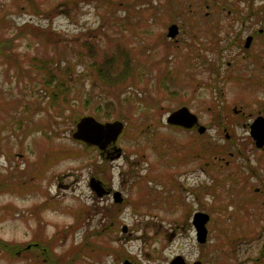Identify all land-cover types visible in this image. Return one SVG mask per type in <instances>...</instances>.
Returning <instances> with one entry per match:
<instances>
[{
    "label": "rangeland",
    "instance_id": "obj_1",
    "mask_svg": "<svg viewBox=\"0 0 264 264\" xmlns=\"http://www.w3.org/2000/svg\"><path fill=\"white\" fill-rule=\"evenodd\" d=\"M251 1L255 6L264 3L0 0V264H41L44 256L76 246L81 253L76 256L84 257L75 264H121L124 259L169 264L176 255L190 262L201 251L204 264H220L224 256L213 246L238 239L248 241L240 248L244 264H264V205L255 198L262 195L255 188H261V181L264 186V149L251 147L250 119L245 115V104L264 98L263 90L250 91L241 65L229 72L219 65L215 73L213 53L205 49L203 57L213 62L202 61L195 46L199 20L214 2L241 16ZM225 15L217 13L212 21H223L224 27ZM172 23L179 32L170 38L166 33ZM91 50L99 63L106 54L114 55L115 66L109 67L113 75L122 68V53L129 52L134 76L123 84L101 83L90 66ZM35 56L59 57V69L70 68L66 78L73 90L68 103L58 101L48 108L44 86L30 83ZM183 105L199 116L206 131L200 134L166 123V116ZM235 106L245 114L233 113ZM98 107L110 117H95L92 112ZM84 115L123 122L116 141L119 155L105 157L97 146L72 137ZM223 125L230 137L218 130ZM238 149L244 157L228 156V151ZM226 160L228 167L223 165ZM193 161L202 163L203 170L191 174ZM248 164L259 178L252 177L244 187L242 177L254 173ZM91 177L120 191L123 204L109 206V198L106 209L88 185ZM172 179L178 183L173 194L191 209L212 214L203 247L196 240L191 215L184 216L183 206L173 203L179 201L167 196L164 183ZM154 190L163 198L139 196ZM243 212L251 213V227L239 231L234 224L242 222ZM36 241L42 244L39 249L24 250Z\"/></svg>",
    "mask_w": 264,
    "mask_h": 264
},
{
    "label": "flooded vegetation",
    "instance_id": "obj_2",
    "mask_svg": "<svg viewBox=\"0 0 264 264\" xmlns=\"http://www.w3.org/2000/svg\"><path fill=\"white\" fill-rule=\"evenodd\" d=\"M264 2V1H262ZM246 12L244 15L241 16H233L231 13V10H225L224 8H226L225 4H220V2H214V6H212L210 8V10H206L204 11V15H202V20H199L200 22V30L198 32V34L195 36L196 37V41H195V46H196V50L195 52L203 57V51L206 49L209 52H212L213 55L215 56V73L218 72L219 67L223 66L225 71L229 72L231 69H233L235 66L237 65H241L244 67V83H246V86L250 89V91L255 92L257 89L259 90H263V94H264V3H261V5L255 6L253 5V1L251 2H247L246 3ZM251 4V5H248ZM205 8H209L210 5L209 4H204ZM250 10H249V8ZM225 10V11H224ZM225 12L226 15L224 16L227 20L224 27L220 25L221 22L223 21H212V17L214 15L221 14ZM217 17V16H216ZM175 24L177 26V32L173 37H176L178 35L179 32V27L176 23H172ZM171 24V25H172ZM236 24H238V26H236ZM169 28V27H168ZM224 29L223 33H225L224 35L220 32V29ZM228 30V32L226 33V31ZM167 33H168V29H167ZM166 33V34H167ZM169 37V36H168ZM170 37V38H173ZM205 39V40H203ZM207 39H211L212 42L211 44L209 42H206ZM209 45V46H208ZM202 52V53H201ZM205 57L202 58V61H204ZM207 62H213L210 61L207 57L205 59ZM212 65V64H210ZM212 65V66H214ZM220 65V66H219ZM217 76H215V78L219 77V79L217 78L216 81L217 83L220 81V79L223 77V74L220 73L216 74ZM228 77L226 78H230L231 75L227 74ZM225 78V79H226ZM251 103H247L246 105V109L249 108V111L247 114L244 113L243 109L241 106H239L238 108L235 106L233 108V113L235 114H239V115H247L249 117H247L248 119H250V121H248L247 123V127H248V136L251 138L252 144L251 147L253 146V148L256 149H264V144L259 147L255 144V141L253 140V138L250 135V131H251V125L253 124L254 120L261 116L264 119V98H260V100H250ZM255 101V102H254ZM252 104V105H251ZM197 116V123L194 124V126H192L191 128H184L181 126H177V125H172L175 128L178 129H182V130H196L198 133H200L198 131V127L199 125H202L199 121V116L196 114ZM221 118V117H220ZM225 121L227 120V117H225L224 119ZM225 124V123H224ZM171 125V124H170ZM205 126V125H204ZM207 130V127L205 126V130ZM224 132L226 137H230L231 136V131L229 128L225 127V125H223L222 129H218ZM203 133V132H202ZM200 133V134H202ZM215 152H218V150H214ZM102 152V151H100ZM112 153H114L112 151V145L107 146L106 150L103 151V154H105V157H110L113 156ZM102 154V153H101ZM102 154V155H103ZM239 156L240 154V150H236V153L228 151V156H233L236 155ZM108 155V156H106ZM242 157H244L243 155H241ZM217 159V155L214 156ZM240 157V156H239ZM221 158H218V160H220ZM217 160H215V164L217 166H220L219 163L216 162ZM246 161H249V157H246ZM207 162V161H206ZM182 162H176L177 165H181ZM194 163V161H193ZM230 161L226 160L224 162L223 165L225 166H229ZM190 169V173L194 174L197 173L198 170H203L204 166L201 164H196ZM235 164V163H234ZM186 165V164H185ZM200 165V167H199ZM208 165V162L206 163V166ZM239 166L242 167V165L239 164ZM247 167L252 171V165L248 164ZM242 172V171H241ZM172 175H174V172L171 171ZM257 173H247V175L245 177H242V181L244 183V187H246V185L248 184V180L251 179L252 177L255 178H259L257 175ZM167 177V175H166ZM96 179H98L100 181V184L102 186V188L105 189V191L102 193L101 195H98L95 191H93L95 193V195L100 198V200L103 202L105 201V203L103 202L105 208H108V204L107 201L110 198L112 203L109 205H122L123 204V196L122 193L118 190H114L112 187H110V184L107 183V181H105L104 179H100L97 177H94ZM172 178V177H169ZM152 180H150L149 183H152ZM262 179H260L261 181ZM155 181V180H154ZM155 183V182H154ZM164 184H167L166 186V192H167V196L169 199H173V200H178L179 202H173L174 204H180L182 209H183V215L185 216H189L191 215V220L190 223L192 224L194 230H195V235H196V240L197 242L200 244L201 247L205 246V244L207 243V231H208V224L210 223V219H211V215L209 213V211H204L202 209H191L188 204L186 202H183V198L177 193V194H173L174 189H176L178 187V183L177 181H175L174 179L172 180H167V182H165ZM89 185V184H88ZM263 186V181H261V188L256 187L255 188V192L256 193H260L262 195H256V199L261 201V206L264 205V186ZM90 187V186H89ZM91 189V188H90ZM92 190V189H91ZM115 192H119L118 196H115ZM148 194L146 192H142L139 194V196L141 197V199L144 197V194H146V198L150 199V200H157L158 197H162L160 196L155 190L154 192H150L147 191ZM248 192H251V190H249ZM166 196V197H167ZM262 196V198H261ZM105 197V198H104ZM118 197V199L116 200V198ZM165 197V198H166ZM104 198V199H103ZM163 198V197H162ZM141 204V201H138ZM181 202V203H180ZM183 202V203H182ZM185 210V212H184ZM219 210V209H218ZM207 214L208 218L204 224L205 228H206V235L205 238L203 239V241H199L197 238V229L195 226L194 221L196 222V224H200L201 220L199 218L194 219V216L197 214ZM241 215H243L244 219L242 220L241 223H237L234 224V229L237 230H241V229H245L248 230L251 227V213H245L243 212ZM257 221V220H256ZM126 225H124L122 227V231L125 232L126 231ZM240 236V235H239ZM239 236H237V239L239 238ZM226 243V245H225ZM248 244L247 240H236L232 241V242H227V241H218V244L215 246H213L215 249H218V252L220 253V255H223L224 258H222V262L220 264H244V262H246L245 258H240L239 254L241 252L242 249H240L241 247H243V245ZM41 242L36 241V242H32V243H28L26 245V247L24 248V250H28L31 249V247H33L34 249H39L41 247ZM223 246H226L225 248H222ZM211 246V250L213 248ZM247 246H245V249L247 250ZM214 250V249H213ZM46 251V248H42L41 252ZM84 256H76L74 255L73 250L71 249V247L65 249L63 252L61 253H57L56 256L50 257V256H44L42 258V263L41 264H75V260L78 261L80 259H83ZM39 258V256L36 257V259ZM230 258L231 263H229L228 259ZM183 262L186 264H194V263H198V264H204V260H203V254L202 251L199 254V257L196 258L195 260L192 261H186L184 259V257L182 256ZM125 260L128 259H124L122 261L121 264H123V262ZM258 260V259H257ZM257 260H255L257 262ZM32 261V260H31ZM131 264H134L133 262H131L130 260H128ZM172 261V260H171ZM170 261V262H171ZM169 262V264H170ZM37 264L38 261L36 262Z\"/></svg>",
    "mask_w": 264,
    "mask_h": 264
},
{
    "label": "water",
    "instance_id": "obj_3",
    "mask_svg": "<svg viewBox=\"0 0 264 264\" xmlns=\"http://www.w3.org/2000/svg\"><path fill=\"white\" fill-rule=\"evenodd\" d=\"M177 32V26L172 24L168 28L167 36L173 37ZM166 123L171 125H177L184 128H191L197 123V116L193 113L187 106H180L179 108L171 111L165 119ZM124 124L120 120L113 121H99L92 115H84L79 118L75 124V130L72 133V137L76 140L82 141L87 145H95L102 152L106 150L107 146L112 145V151L120 153V148L116 146V141L118 136L123 131ZM205 126L199 125L198 131L200 133L204 132ZM250 135L255 141V144L261 147L264 144V119L259 116L257 117L253 124L251 125ZM92 191H95L98 195H101L105 191L102 188L100 181L94 177H91L88 182ZM115 196L119 195V192L114 193ZM118 197L116 198V200ZM199 218L201 220L200 224H196L197 238L199 241H203L206 235V228L204 226L208 215L197 214L194 219ZM123 264H131L128 260H125ZM170 264H186L183 262L181 255H176ZM198 264V263H194Z\"/></svg>",
    "mask_w": 264,
    "mask_h": 264
},
{
    "label": "trees",
    "instance_id": "obj_4",
    "mask_svg": "<svg viewBox=\"0 0 264 264\" xmlns=\"http://www.w3.org/2000/svg\"><path fill=\"white\" fill-rule=\"evenodd\" d=\"M85 48L90 47V44L88 41H85L84 45ZM69 50H75L73 47H69ZM63 53L65 54V49L63 50ZM77 53H86L84 51L77 50ZM91 53L92 50H91ZM123 59H122V68L120 70L115 71L116 75H113V69H109V67L115 66L116 58L113 57L114 55H108L106 54L104 56L105 60L100 62L96 61L95 59V54L93 53L91 56V61H90V66L91 69L95 73V77L100 80L102 83H107L111 85H118V84H123L127 83L128 79L132 78L134 76V67L132 63V58L129 54V52L124 51L123 53ZM91 55V54H89ZM83 58V57H80ZM30 61V66L33 69V80H31V77L29 78L30 83H35L37 86L38 84L43 85L44 87V96L47 98V107L51 108L50 106H53L54 103H57L60 101L61 103H68L69 102V97L70 93L73 90V86L68 83V80L66 78L67 74H69L70 68L66 67L59 69V64H60V58L56 60V56H50L47 58H39L37 56L33 57ZM67 66V65H66ZM43 95V94H42ZM124 97V99H126ZM110 102V104L113 102ZM107 102V103H108ZM28 108H29V103H28ZM108 106V105H107ZM110 107V106H109ZM99 108V107H98ZM96 109L95 112H92L93 115L97 118H102L106 119L110 117V115H103V112L100 111L99 109ZM114 108V106H113ZM109 109V113H110ZM32 130V129H31ZM30 130V131H31ZM22 187V186H21ZM29 188V186L27 187ZM79 247H72L71 249L73 252H75V255H80L81 253L79 252Z\"/></svg>",
    "mask_w": 264,
    "mask_h": 264
}]
</instances>
